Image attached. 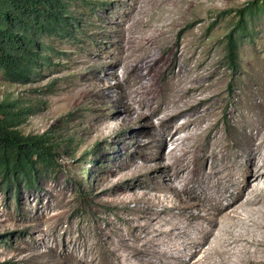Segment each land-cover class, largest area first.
<instances>
[{"label":"rangeland","instance_id":"rangeland-1","mask_svg":"<svg viewBox=\"0 0 264 264\" xmlns=\"http://www.w3.org/2000/svg\"><path fill=\"white\" fill-rule=\"evenodd\" d=\"M86 1L35 80L0 75V102L30 111L20 129L57 143L33 186L6 193L0 180V264L264 259V217H249L261 204L243 205L264 197L251 177L264 159L263 15L233 68L227 36L252 0ZM227 226L233 255L212 254Z\"/></svg>","mask_w":264,"mask_h":264},{"label":"trees","instance_id":"trees-1","mask_svg":"<svg viewBox=\"0 0 264 264\" xmlns=\"http://www.w3.org/2000/svg\"><path fill=\"white\" fill-rule=\"evenodd\" d=\"M86 0H0V75L27 84L50 64L52 42L71 36L77 22L72 8ZM263 15L264 0H252L239 10L227 36L228 59L236 67L240 45L253 37L250 26ZM17 102H0V180L6 193L14 185L33 186L56 167L57 143L50 131L24 133L20 126L30 111Z\"/></svg>","mask_w":264,"mask_h":264},{"label":"bare ground","instance_id":"bare-ground-1","mask_svg":"<svg viewBox=\"0 0 264 264\" xmlns=\"http://www.w3.org/2000/svg\"><path fill=\"white\" fill-rule=\"evenodd\" d=\"M263 140H264V136H263ZM251 149H254L256 150L255 152V156L260 153H263L261 150H260V147L256 146V143L252 142L251 145H250ZM264 156V155H263ZM252 164L257 166V169H253V167L251 168V177L256 179V180H259V179H262L264 178V159L262 161H260L259 163L258 162H255L254 158L252 160ZM178 174V173H177ZM233 184H236V180L233 179L232 181ZM231 187L232 185L230 186V189L227 190L230 194L232 193V190H231ZM259 195V194H258ZM256 192L254 191V193L251 192L250 196L244 201V204L243 205H247L248 207L249 206H256L258 204H261V206L257 207V208H254V210L250 213L251 215L249 216L251 218V220H253V216L254 215H258L260 217H264V197H259ZM258 196V197H257ZM226 196L225 194L222 196L221 200L224 199ZM195 204H188L187 202L183 204V208L184 209H190L192 207H194ZM242 205V206H243ZM231 206V205H230ZM252 208V207H251ZM228 209V206L227 207H222V209L220 210V212H223L224 210ZM251 211V210H250ZM219 212V210H218ZM213 218V217H212ZM209 220V219H208ZM254 221V220H253ZM212 222V221H211ZM214 222V221H213ZM212 222V223H213ZM254 224L256 225H259L260 228L263 227L264 228V222H257L255 220ZM248 232V231H246ZM248 235V233H247ZM247 235L246 234H243L242 236V241H247ZM234 237V234L232 233L231 229L228 228V226L225 228L223 234H221L220 236V242L217 244V246L213 249L212 251V254L213 253H217L221 256L225 255V254H230V255H233V252H232V246L237 242V239H234L233 241H231V238ZM250 240V239H249ZM195 242V241H194ZM256 242V241H255ZM196 243V242H195ZM249 244H252L251 242H248ZM258 244V243H257ZM182 256L181 254H177L176 256V259L177 261H181L183 259H181ZM243 259L242 258H237V262L236 263H239L241 262ZM173 262V261H172ZM187 262V260H186ZM247 263L248 264H264V259H260V258H255V257H248L247 259ZM176 264V263H175ZM214 264H222L221 261L217 262V263H214Z\"/></svg>","mask_w":264,"mask_h":264}]
</instances>
